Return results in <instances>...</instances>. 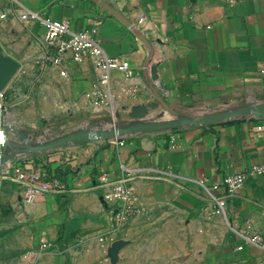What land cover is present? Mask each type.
Instances as JSON below:
<instances>
[{"label":"crops","instance_id":"1","mask_svg":"<svg viewBox=\"0 0 264 264\" xmlns=\"http://www.w3.org/2000/svg\"><path fill=\"white\" fill-rule=\"evenodd\" d=\"M27 12L95 32L106 55L127 61L132 76L111 70L104 86L88 57L74 61L67 52L53 63L41 39L46 27L21 20ZM0 13L1 54L19 63L10 80L30 77L4 89L11 126L45 131L89 120L104 133L133 128L118 147L113 136L85 137L32 153L27 167L65 189L13 202L15 185L6 182L0 201L13 202L17 249L35 245L24 252L44 254V264H90L101 253L97 236L115 234L104 186L125 176L140 212L184 218L186 236L203 242L206 264H264V172H249L264 164V117L246 112L190 123L220 101H264V0H0ZM149 105L144 119L131 117L134 107ZM239 172L244 184L223 209L206 201V187L224 195L222 179ZM254 235L259 240L247 244ZM43 241L49 246L42 249Z\"/></svg>","mask_w":264,"mask_h":264},{"label":"rangeland","instance_id":"2","mask_svg":"<svg viewBox=\"0 0 264 264\" xmlns=\"http://www.w3.org/2000/svg\"><path fill=\"white\" fill-rule=\"evenodd\" d=\"M29 81L30 77L25 74L15 75L14 79L12 78V81L8 83V91L15 90L20 82L28 83ZM238 107L239 104L236 102L220 101L213 110H209L206 114L207 116L224 117ZM9 115L10 113L6 115L7 122ZM114 128L118 130L117 127ZM93 130H99V124L90 125L89 120L85 122L80 120L72 124L59 122L58 125L45 131L44 127L21 129L19 133L9 136L13 144L11 153L14 157V164L25 168L30 162L19 154H15L16 150L26 149L37 153L40 144L71 134L70 132L89 133ZM110 130H114L113 127L109 128ZM29 133H33V136H29ZM7 181L6 179L0 181V194ZM11 193L13 202L18 198L22 200L21 193L15 186ZM13 202L3 204L0 201V264H17L24 251L37 250L35 245L27 249H17V246H20L18 239L22 233L11 223V221H16V224H19L11 208ZM135 203L137 204L136 199ZM138 209L139 213L131 217L123 228L115 231L112 237H104L105 240L102 243L96 241L101 253L90 261V264H206L203 242L195 235L186 236L183 228L185 220L180 214L171 211L169 212L171 218H168V215H159L155 209L147 208L142 212H140V207ZM43 255L35 256L32 264H44V259L41 258Z\"/></svg>","mask_w":264,"mask_h":264},{"label":"built area","instance_id":"3","mask_svg":"<svg viewBox=\"0 0 264 264\" xmlns=\"http://www.w3.org/2000/svg\"><path fill=\"white\" fill-rule=\"evenodd\" d=\"M13 2L14 0H6ZM4 14L0 13V18ZM21 20L24 21H39L46 27L45 33L41 36L44 46L52 49V54L49 56L50 61L56 64H61L63 61V54L69 52L74 61H81L88 57L95 69L99 72V83L107 86L109 82V72L116 70L130 77L133 74V69L130 64L120 57H110L106 55L102 49L98 39L93 34L86 32H74L70 30L69 23L66 20L50 21L41 18L38 14L27 12L20 15ZM151 71V68L147 67ZM61 74H65L64 71ZM4 90L0 91V108L4 110L1 115V133H0V181L6 179L15 184L17 190L20 191L23 201L29 202L36 193L42 192H60L64 191V187L56 179L45 181L43 179V171L41 169L32 170L27 166L33 157L31 150L19 149L15 154H19L30 162L26 164L25 168L22 165L14 164V157L11 153L13 147L9 139L14 133H19V130L14 128L6 121L7 107L4 102ZM254 102H258L257 100ZM98 102H95L97 105ZM111 131V130H110ZM115 145L118 147L122 144L121 135L116 134L114 128ZM33 136V133H29ZM250 173L264 172V164L255 165L250 168ZM245 172H239L233 175L226 176L222 179V184L226 188V193L221 196L211 194L206 187V201L214 204L217 208L223 209L229 197L242 187L244 184ZM200 186H204V181L198 182ZM102 200L107 205L109 213L114 225L113 231L123 228L127 221L139 213L137 204L135 203V187L128 182L127 177H122L116 181L108 182L104 186L102 192ZM106 236L101 235L97 238L98 243H102ZM246 243H253L259 240L258 235L245 238ZM82 238H77L74 246L82 243ZM49 244L42 242L40 248H46ZM67 250L64 249L63 252ZM34 255L32 252H24L17 264H32Z\"/></svg>","mask_w":264,"mask_h":264},{"label":"water","instance_id":"4","mask_svg":"<svg viewBox=\"0 0 264 264\" xmlns=\"http://www.w3.org/2000/svg\"><path fill=\"white\" fill-rule=\"evenodd\" d=\"M117 18H119L121 21H123L122 18H120L118 15H116ZM19 70V63L14 60L13 58L3 56L0 51V91H3L5 87L8 85L10 78ZM162 106L165 107V104L161 103ZM153 105L149 106H136L132 109L131 117L133 119H144L148 113L149 109L152 108ZM249 112L253 116L257 118L264 117V101L260 102H252V103H244L240 102L238 109L231 111L229 114H227L224 117H216V116H202L195 118L190 121L191 124H203L211 120H218L222 118H234L239 115H242L243 113ZM4 114V110L0 108V133H1V115ZM133 128L127 129L123 132H120L116 130L117 135H122L130 132ZM113 132V133H112ZM108 136H114V131H109L107 133H104L101 130H93L92 132L86 133V132H75L71 134H67L64 136H61L57 139L50 140L44 144H40L38 146L39 151H45L54 149L60 146H63L64 144H67L69 142L78 141L80 139H83L85 137L91 138V137H101L105 138Z\"/></svg>","mask_w":264,"mask_h":264},{"label":"bare ground","instance_id":"5","mask_svg":"<svg viewBox=\"0 0 264 264\" xmlns=\"http://www.w3.org/2000/svg\"><path fill=\"white\" fill-rule=\"evenodd\" d=\"M253 100H254V98H253ZM253 100L251 101V99H250V102H253Z\"/></svg>","mask_w":264,"mask_h":264}]
</instances>
